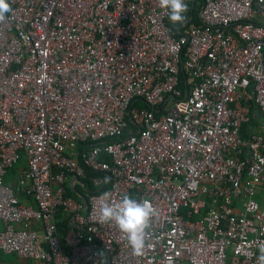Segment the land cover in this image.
<instances>
[{
    "label": "built area",
    "instance_id": "2783aa9c",
    "mask_svg": "<svg viewBox=\"0 0 264 264\" xmlns=\"http://www.w3.org/2000/svg\"><path fill=\"white\" fill-rule=\"evenodd\" d=\"M8 2L0 264L2 254L31 264H258L264 132L251 123L254 109L264 118V0H186L183 23L159 0ZM21 159L14 187L4 177ZM86 169L96 174L85 204L66 185ZM105 192L157 210L141 254L99 220ZM60 210L71 225L63 237Z\"/></svg>",
    "mask_w": 264,
    "mask_h": 264
},
{
    "label": "clouds",
    "instance_id": "9594fccd",
    "mask_svg": "<svg viewBox=\"0 0 264 264\" xmlns=\"http://www.w3.org/2000/svg\"><path fill=\"white\" fill-rule=\"evenodd\" d=\"M159 6L167 9L169 19L173 23H183L187 17L188 5L186 0H159ZM11 11L8 0H0V22ZM110 193L103 194L99 210V220L103 223H115L118 229L126 235V239L134 254H141L146 246L148 229L151 221L158 213L147 201L139 202L130 195H124L118 202L112 203ZM258 264H264V246L260 248Z\"/></svg>",
    "mask_w": 264,
    "mask_h": 264
},
{
    "label": "trees",
    "instance_id": "16d2710c",
    "mask_svg": "<svg viewBox=\"0 0 264 264\" xmlns=\"http://www.w3.org/2000/svg\"><path fill=\"white\" fill-rule=\"evenodd\" d=\"M191 21L194 23H198L197 20L195 19V16L192 18ZM87 145L88 143H85V144L80 145L79 147H83V146L86 147ZM17 164L22 166L24 165V162L21 159L17 163L13 164L10 168H8L5 174V177H4L5 181L14 187L17 185L16 175H17L18 169L16 170V167H15ZM86 174L87 176L85 178H78L77 183L74 187L70 186V184L66 185V193L68 195H72L76 197L78 200L82 201V197L86 198L87 192L95 190L94 187L91 185L88 177L93 176L96 173L94 171L86 169ZM107 185L108 184L106 183L103 186V189L106 188ZM70 227L71 225H69V222L67 220H64L61 226L60 224L58 225V229H59L61 237L65 235V233L68 231Z\"/></svg>",
    "mask_w": 264,
    "mask_h": 264
},
{
    "label": "crops",
    "instance_id": "0c3cea01",
    "mask_svg": "<svg viewBox=\"0 0 264 264\" xmlns=\"http://www.w3.org/2000/svg\"><path fill=\"white\" fill-rule=\"evenodd\" d=\"M251 128L257 131H263L264 132V118L262 115L256 110H253V117H252V123H251ZM77 181L74 180V182L70 183V186L74 187L76 185ZM22 199H25L24 197H21ZM64 220H67L70 225V218L61 210L57 213L56 215V221L57 225L60 224L62 225V222ZM1 258L6 264H31L33 261L32 260H26V259H20L16 257L15 255L12 254H2ZM37 264H48L46 262H41L38 261Z\"/></svg>",
    "mask_w": 264,
    "mask_h": 264
},
{
    "label": "rangeland",
    "instance_id": "374dc122",
    "mask_svg": "<svg viewBox=\"0 0 264 264\" xmlns=\"http://www.w3.org/2000/svg\"><path fill=\"white\" fill-rule=\"evenodd\" d=\"M20 166H21V165H18V164H17V165L15 166V167H16V170L19 169Z\"/></svg>",
    "mask_w": 264,
    "mask_h": 264
},
{
    "label": "water",
    "instance_id": "95a60500",
    "mask_svg": "<svg viewBox=\"0 0 264 264\" xmlns=\"http://www.w3.org/2000/svg\"><path fill=\"white\" fill-rule=\"evenodd\" d=\"M82 201L86 204V199L82 197Z\"/></svg>",
    "mask_w": 264,
    "mask_h": 264
}]
</instances>
